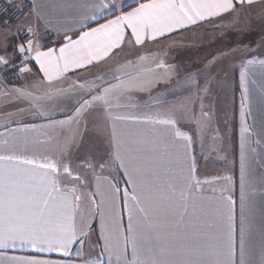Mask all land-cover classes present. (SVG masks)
Listing matches in <instances>:
<instances>
[{"label":"snow or ice","instance_id":"1","mask_svg":"<svg viewBox=\"0 0 264 264\" xmlns=\"http://www.w3.org/2000/svg\"><path fill=\"white\" fill-rule=\"evenodd\" d=\"M13 2L8 0L9 4ZM257 2L135 0L136 6L124 11L120 0H32L33 13L49 23L50 16L57 19L59 26L54 28L64 30L65 43L58 49L44 50L29 27L27 33L32 38L17 43L10 55L7 44L0 49V66L14 67V60L19 58V72L25 73L31 72L28 63L34 61L43 79L51 84L64 79L70 71L90 68L118 55L126 38L129 44L144 46L235 11L237 5ZM99 18L105 22L99 23ZM90 20L97 21V26H89ZM149 59L150 54H139L135 63L132 59L123 64L117 61L114 68L107 70L111 81L103 74L96 76L102 82L99 85L95 81H73L55 90L56 94L79 96L74 115L50 120L41 127L54 133L56 128L70 125H77L78 129L86 112L99 109L110 124L106 149L81 152L75 135L60 142L56 139L60 133L49 136L35 125L10 130V135L18 131L25 135L13 136L0 144V264H76L66 259L73 256L74 246L82 264H105V257L107 264H236L231 175L199 177V162L192 152L193 138L178 127L174 117L145 114L141 118L116 111L133 106L121 104V97L145 91L163 79L156 75L160 69L170 75L163 60L152 58L154 67H143ZM257 65L264 73V60L255 59L247 60L240 71L239 264H252L245 258L256 191L248 152H255L249 140L256 133L247 117L251 105L249 75ZM15 91L20 96L31 95L21 89ZM202 91L206 94L207 86ZM260 93L264 101V84ZM33 103L37 115L48 116L36 100ZM203 115L207 117L208 113ZM126 121L161 126L167 131L151 137L131 135L120 127ZM30 132L37 136L29 135ZM38 135L47 136V141H41ZM44 144L49 146L36 150ZM109 169L122 173L125 187H121L118 177L105 175ZM221 180L225 186L217 190L214 185ZM206 185L211 195L204 194ZM97 217L99 235L92 247H98L99 252L85 258V245L95 231L89 221ZM17 253L46 254L49 258ZM53 255L60 258L53 259Z\"/></svg>","mask_w":264,"mask_h":264},{"label":"crops","instance_id":"2","mask_svg":"<svg viewBox=\"0 0 264 264\" xmlns=\"http://www.w3.org/2000/svg\"><path fill=\"white\" fill-rule=\"evenodd\" d=\"M39 2V0H37ZM124 11H130L131 7H135V0H120ZM22 15L17 19H11L7 16H0V49L5 44L8 47L9 55L17 43L22 42V35L27 32V28L31 27L36 33V39L42 49L46 50L49 47L59 48L65 41L63 36L64 30L57 31L54 26L58 27V21L55 17H49V23L39 15L32 12V0H23ZM131 6V7H129ZM264 8V0H258L253 5H237L236 10L225 13L220 17L200 22L196 25H191L185 29L179 30L166 37L160 38L155 42H146L144 46H134V44L126 42L122 50H118V55H114L104 62L95 64L90 68L78 69L70 71L65 78L58 81H53L49 84L43 79V74L39 71V66L34 61L30 62L31 72L20 73L19 69L13 68L8 71H3L4 66H0V144L5 139L11 137H21L24 132L18 131L11 133V129H22L25 126L35 125L40 129L41 133H48L49 136H55V133H60L56 139L63 142L65 137L75 135L80 144L81 152L98 148L102 145L105 149L107 145V135L110 131V124L106 121L101 110H89L85 113L77 125L66 126L64 129L56 128L55 133L50 128L41 126L47 125L50 120H65L69 116L74 115L73 107L79 96H68L64 94H56L55 90L71 84L73 81H95L98 85L102 82L96 80L98 74H103L108 81L112 80L111 74L107 71L114 68L119 61L121 64L126 63L130 57H136L139 54H146L144 49L152 50L155 47H164L173 43H184L191 39L193 33L204 28H216L220 24L226 22L228 17L241 14L249 15L251 21H256L259 16L258 12ZM116 14H119L118 12ZM108 19L113 18L108 16ZM7 21V25H5ZM60 22H63L62 20ZM99 23H104V18L98 19ZM71 22L68 21V24ZM87 24L91 27L97 26V21H88ZM251 29V28H250ZM7 34V35H6ZM68 35L75 36L74 32H68ZM258 35V32H257ZM130 36V34H129ZM247 32L240 29L233 37L238 39L237 44L231 50H223L220 53L208 56L204 64L195 70H188V63L176 57L170 60L173 63L180 62V74L182 79L179 82H174L166 91H158L152 103L147 105L131 106L120 108L116 111L122 114L134 115L143 117L145 114L161 116H172L178 121V127L181 130L188 132L193 138L192 152L198 160V175L201 179L212 178L214 176L231 175L232 177V194L235 200V261L240 262L239 253V236H240V103H241V84L240 71L244 63L249 59L264 60V35L258 40L250 41L247 38ZM248 40V41H247ZM248 43V46L247 44ZM243 47V48H239ZM245 47H248L245 48ZM194 49V48H191ZM142 51V52H140ZM184 56L195 54L197 50H190V47L185 45L181 50ZM203 51V50H202ZM0 54H3L0 52ZM223 56L226 59L223 58ZM192 57V56H190ZM188 57V58H190ZM236 58V62H232L229 58ZM19 58L15 59L17 61ZM165 63V62H164ZM224 63L228 67H224ZM166 64V63H165ZM187 64V65H186ZM169 68L170 64H166ZM210 72L208 73V68ZM151 68L153 66H144ZM229 67H236L238 70L237 78L226 72ZM167 68V70H168ZM165 71V69H162ZM131 71V69H129ZM211 74H214L213 76ZM255 81V83H253ZM264 84V73L259 70V65L255 66L253 74L249 75V90L251 96L250 115L247 117V123L254 131L255 135L250 137L249 145L255 149V152H248V163L251 170V175L255 182L254 204L252 208V230L250 242L246 248V260L252 261V264H261L264 261V101L261 99L260 86ZM207 86L212 89L217 98L215 99L216 115L205 117L204 109H199L204 100H198V95H202V89ZM16 89H21L26 93H31L30 96H20ZM214 93V94H215ZM83 94V93H82ZM179 94V95H178ZM168 96L169 102H162ZM39 98V99H37ZM42 106L41 110L48 113L47 117L37 115V108L33 101ZM121 104H130L129 94L121 97ZM131 105V104H130ZM120 127L131 135L141 137H151L156 132L167 131L161 126H152L133 121L121 122ZM29 135L37 136V133L30 132ZM41 141H47V136L38 135ZM259 140L257 144L255 141ZM55 140L52 142L54 146ZM98 144V145H97ZM48 144L39 146L36 150L40 151ZM111 174L119 179L121 187H125L124 177L120 171H112L111 169L105 175ZM217 190L225 186L224 181H220L214 185ZM209 186H205V195H211L208 190ZM79 220V218H78ZM92 223L95 231L92 234V240L89 241L84 248L85 258L94 256L99 252V248H93L92 243L97 240L99 235L100 220L97 217L95 220L89 221ZM123 223L127 224V215L123 214ZM76 247L73 248V256L66 258L76 261V264H82V258L75 255ZM21 255H43L35 253H17ZM51 258H60L53 255ZM107 264V257H105Z\"/></svg>","mask_w":264,"mask_h":264},{"label":"rangeland","instance_id":"3","mask_svg":"<svg viewBox=\"0 0 264 264\" xmlns=\"http://www.w3.org/2000/svg\"><path fill=\"white\" fill-rule=\"evenodd\" d=\"M258 13L259 14L257 15L260 16L256 18V21H251L249 15L243 16L241 14H238L235 16H230L228 17V20L226 22L220 24L216 28H201L197 30L195 33L192 34L191 39L188 42L173 43L164 47H155V49L152 50H142L146 54H150L149 61L146 62L143 67L153 66L154 63L152 58H154L156 61L163 60L166 64H170L167 70L170 75H165V71L160 69L156 73V75L162 76L163 79H161L157 83L148 86L145 91H137L130 93V104L133 106L135 105V107L137 106V103H139L140 105L150 104L154 100L153 96L155 97L158 91H166L168 89V86H170L174 82H179L182 79V74L179 73L180 62H171L170 60H172L173 58L176 57L179 60L182 59L186 63L190 61L187 67L188 70H195L196 68H200L199 66H201L202 64H204V62L207 61V59L209 58L208 56H213L214 54L220 53L223 50L233 49V46L236 45V42L239 41L237 38L235 39L233 35H235L240 29L246 30L248 35L247 38H249L250 41L258 40V36L260 38L264 35V8H262V10H260ZM246 44L248 46V43ZM185 45L189 46L191 51L197 50V52L195 54H188L186 58V55L184 56V54H181L180 51L183 47H185ZM245 48L248 49V47ZM225 57L227 56H223L224 59H226ZM130 59H132L135 63V57H130ZM229 60L231 61L230 63H232L236 62L238 59L237 57H230ZM225 65L226 64L224 63V67L221 68V70H223L225 67H228L229 63H227V66ZM226 69H228L226 72H228L230 75L233 74L234 78H237L238 70L236 67H229ZM208 73H212L210 72L209 68ZM211 75L213 76L214 74ZM214 93L215 92L212 89H208L206 94L202 91V95L200 96L199 94L197 97L199 98L198 100H204V107H200L199 109H204V113H208L209 116L216 115L214 104L218 94L216 96V93ZM169 101L170 98L168 96H166V98L162 100L163 103ZM98 149L103 150L105 149V147L102 145H98Z\"/></svg>","mask_w":264,"mask_h":264},{"label":"built area","instance_id":"4","mask_svg":"<svg viewBox=\"0 0 264 264\" xmlns=\"http://www.w3.org/2000/svg\"><path fill=\"white\" fill-rule=\"evenodd\" d=\"M23 0H14L12 4L8 3V0H0V16H7L11 19L19 18L23 13L22 3ZM26 38H32L27 32L22 35V42L25 41ZM15 66H4L3 71H8L13 68L19 69L21 66L20 59L14 62ZM28 67H30V62L28 63Z\"/></svg>","mask_w":264,"mask_h":264}]
</instances>
